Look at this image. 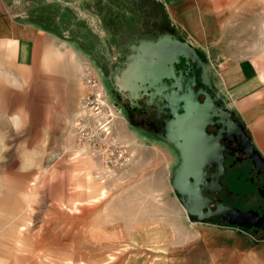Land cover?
Masks as SVG:
<instances>
[{
  "label": "rangeland",
  "instance_id": "374dc122",
  "mask_svg": "<svg viewBox=\"0 0 264 264\" xmlns=\"http://www.w3.org/2000/svg\"><path fill=\"white\" fill-rule=\"evenodd\" d=\"M208 1L215 36L200 51L205 64H216L214 84L228 60L252 62L264 74V0ZM206 15L198 16V24L204 25ZM144 30L157 35V42L140 38L125 55L122 43H109L112 60L121 52L115 84L131 78L140 53L164 41V32L179 39L168 27L146 24ZM8 45L0 41V83L11 98L9 128L0 130V264H101L140 257L138 249L167 259L155 250L156 234L169 235L180 255L201 228L216 225L188 217L171 186L173 151L128 124L86 50L75 56L63 44L59 74L46 76L18 69ZM110 62H103L109 72ZM86 74L95 79L94 87ZM243 114L237 117L264 156V92L243 104Z\"/></svg>",
  "mask_w": 264,
  "mask_h": 264
},
{
  "label": "crops",
  "instance_id": "0c3cea01",
  "mask_svg": "<svg viewBox=\"0 0 264 264\" xmlns=\"http://www.w3.org/2000/svg\"><path fill=\"white\" fill-rule=\"evenodd\" d=\"M211 5L208 0H0V41L13 46L18 69L58 75L62 45L69 44L75 56L86 50L96 68L115 80L121 52L112 60L109 43L137 42L151 34L150 30L144 32L147 24L149 28L175 29L179 39L205 51L213 42L208 41L203 23L198 24V16L212 10ZM30 11H36V16ZM109 59L111 72L103 63ZM222 64L225 71L217 85L213 82L214 89L242 117L243 104L264 92V81L252 62L228 60ZM206 67L211 73L216 64L206 63ZM254 236L238 227L205 226L182 246L179 259L150 258V249H138L134 252L140 257L105 259L101 264H264V234Z\"/></svg>",
  "mask_w": 264,
  "mask_h": 264
},
{
  "label": "flooded vegetation",
  "instance_id": "af4514ba",
  "mask_svg": "<svg viewBox=\"0 0 264 264\" xmlns=\"http://www.w3.org/2000/svg\"><path fill=\"white\" fill-rule=\"evenodd\" d=\"M162 36L164 41L154 46L170 43L165 35ZM143 38L152 41L158 36L151 33ZM133 43L128 42L127 45L120 46L123 55ZM150 46L146 48L149 51L152 50ZM196 52L200 62L189 60L188 64L182 61L180 65H176L174 75H171L174 81L165 79L156 82L151 76L145 83H136L135 92L132 94L123 90L126 86L125 80L121 79L123 83L117 86L109 75L104 74L108 89L130 126L165 142L173 151L176 160L173 179L175 172L185 165L196 171L197 178L192 177L181 182L188 190L186 199L193 194L189 191L195 185L200 191L201 198L190 199V205L196 210L200 209L203 214L216 213L220 211L219 207L223 209L221 215L213 216L211 220H205L203 223L232 226L231 221H239L248 225L238 213H253L259 216L260 227L253 226L251 231L264 234V170L254 159L253 149L258 151L263 159L264 156L247 126L238 117L227 113L228 105L217 99L204 54L199 50ZM138 60L140 62L141 59ZM184 96L197 97V106L209 111L210 117H199L196 114L186 116L178 120L180 127L184 129L180 131L173 125L177 118L166 106L172 105L181 117L184 116L185 103L180 100ZM215 111L219 115H215ZM200 130L204 131L202 136L195 134ZM171 132L185 155L165 139ZM191 219L198 222V216Z\"/></svg>",
  "mask_w": 264,
  "mask_h": 264
},
{
  "label": "water",
  "instance_id": "95a60500",
  "mask_svg": "<svg viewBox=\"0 0 264 264\" xmlns=\"http://www.w3.org/2000/svg\"><path fill=\"white\" fill-rule=\"evenodd\" d=\"M170 43H166V45H162L159 43L158 45L153 46L150 48L152 49L149 51L148 49H145L143 52L140 53L139 58L141 59L140 62L137 60L138 69H135L134 72L132 71V76L130 79H127L125 83L126 86H124L123 90L125 92H131L134 94L135 92V84L145 83L146 81L150 80V77L153 76L156 82H161L165 79L167 80H173L171 78L174 75L176 65H180L182 61L185 63H189V60H192L193 62L198 61L200 62V58L197 55L196 50L191 47L187 42H184L178 38H173V36L168 37ZM148 59V62H147ZM143 64V65H142ZM151 72V74H150ZM172 75V76H171ZM126 80V79H125ZM211 82V80L209 79ZM216 94V97L218 100H221L226 104V102L222 99V97L214 91ZM131 94V96H132ZM183 103H185L184 109V116H180L178 114V111L174 109L172 105L166 106L168 109H171V113L177 118L176 122H173L174 126H177L178 130H184L181 126V123L178 122V120H182V118L186 116H193L194 114L200 116H207L210 117L209 111H204L202 107L197 106L198 100L197 97L193 98L191 96H184L180 98ZM227 105V104H226ZM196 108V109H195ZM227 113H229L231 116L237 117L235 112L231 110L227 106ZM215 115H219L218 112L215 111ZM195 134L201 135L204 134L203 130H200L196 132ZM165 139L170 142L172 145L176 146L181 152H183V149L178 144V140L175 138L174 134L171 132L168 136L165 137ZM253 157L254 159L259 163L260 167L264 170V159L262 158L261 154L253 149ZM183 155L185 153L183 152ZM197 178L196 177V171L194 169H190L189 166H183L182 168L178 169L175 172L174 179L171 178V186L176 192L179 201L183 204L184 209L187 212L188 217L191 219L192 217L198 216V222L203 223L205 220H211L213 216H219L220 213L223 211V209H220V211L216 213L209 212L208 214H203L200 209L193 208L189 201L190 199H197L201 198L200 191L195 185L193 188H191L189 192L193 193L190 194L189 198H185L187 195V189L182 185V180H187L189 178ZM211 189V187H208ZM239 216L244 218L248 225H246L243 222L239 221H231L230 224L234 227H238L241 229H244L245 231H251L252 227H260L258 224L259 216L257 214L249 213V214H241L238 213ZM237 215V216H238ZM263 229V228H262ZM264 230V229H263Z\"/></svg>",
  "mask_w": 264,
  "mask_h": 264
},
{
  "label": "bare ground",
  "instance_id": "6f19581e",
  "mask_svg": "<svg viewBox=\"0 0 264 264\" xmlns=\"http://www.w3.org/2000/svg\"><path fill=\"white\" fill-rule=\"evenodd\" d=\"M208 8V6H207ZM211 10L208 9V11L204 10L202 13L204 16V25H206V34L208 35V39H213L215 36V22L214 20L211 21L213 16L211 15ZM206 13V14H204ZM207 18L209 20L210 26L207 25ZM261 79L264 81V74L262 73ZM9 89L4 85L0 83V130L5 131L9 128V117L11 114V98ZM153 242L156 243L157 247L155 248L156 251H160L164 253L165 257L167 259H179L180 255L178 254V250L173 248L171 243V238L169 235L166 234H156L153 238Z\"/></svg>",
  "mask_w": 264,
  "mask_h": 264
},
{
  "label": "built area",
  "instance_id": "2783aa9c",
  "mask_svg": "<svg viewBox=\"0 0 264 264\" xmlns=\"http://www.w3.org/2000/svg\"><path fill=\"white\" fill-rule=\"evenodd\" d=\"M85 81L89 87H94L96 85V81L90 74H86Z\"/></svg>",
  "mask_w": 264,
  "mask_h": 264
},
{
  "label": "trees",
  "instance_id": "16d2710c",
  "mask_svg": "<svg viewBox=\"0 0 264 264\" xmlns=\"http://www.w3.org/2000/svg\"><path fill=\"white\" fill-rule=\"evenodd\" d=\"M88 51V50H87Z\"/></svg>",
  "mask_w": 264,
  "mask_h": 264
}]
</instances>
